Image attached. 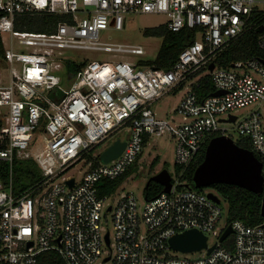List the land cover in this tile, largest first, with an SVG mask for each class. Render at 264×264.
Returning a JSON list of instances; mask_svg holds the SVG:
<instances>
[{
	"label": "built area",
	"instance_id": "2783aa9c",
	"mask_svg": "<svg viewBox=\"0 0 264 264\" xmlns=\"http://www.w3.org/2000/svg\"><path fill=\"white\" fill-rule=\"evenodd\" d=\"M132 14H165L170 31L195 30L196 39L169 70L146 59L118 60L146 51L102 42L100 34L111 25L122 30ZM252 32L264 52V0H0L2 59L9 74L0 85V108H6L0 110V168L8 166L0 180V264H43V254L51 252L62 264H264V222L227 220L221 227L222 198L192 187L185 177L206 145L221 136L248 140L264 177V59L254 56L230 67L216 63ZM68 51L111 57L76 62L66 57ZM70 62L84 64L72 78ZM203 71L208 73L198 79ZM207 75L214 92L202 98ZM72 80L66 91L65 82ZM182 89L186 94L175 111L159 117L154 106ZM125 127L129 139L117 158L104 163V151L93 154ZM163 135L176 140L177 175L170 173L169 192L144 197L143 204L132 192L114 200L115 192L102 194L101 182L124 176L149 138ZM16 161L34 162L37 181L15 187ZM75 167L80 177L70 174ZM105 213L113 236L103 227ZM229 226L232 233L221 241ZM190 230L208 237L206 248L189 252L204 255L171 254L184 253L170 240Z\"/></svg>",
	"mask_w": 264,
	"mask_h": 264
},
{
	"label": "rangeland",
	"instance_id": "374dc122",
	"mask_svg": "<svg viewBox=\"0 0 264 264\" xmlns=\"http://www.w3.org/2000/svg\"><path fill=\"white\" fill-rule=\"evenodd\" d=\"M169 18L165 14H132L125 16L124 27L122 30H115L113 25L107 30H104L100 34V41L109 42V43H120L124 45H135L144 47L146 53L144 56L138 55H120L117 57L118 60L124 61H137L140 59H146L154 61L159 53V50L162 46L163 38L157 36H149L146 34V31L149 29H157L160 26L165 25L168 22ZM31 30H40L31 29ZM66 57L73 58L74 61L80 62L84 58L106 60L111 57L110 53L103 51H93V52H84L80 53L78 51H68ZM4 62L2 57H0V85H5L9 81V74L5 70ZM207 71L201 72L197 78L207 74ZM66 80L67 75H63ZM69 79V78H67ZM73 84L72 81H66L64 88L66 91H69ZM186 94V90L175 91L163 97L155 106L154 110L157 112L159 117H166L167 114L175 111L176 106L179 104L180 100ZM251 108V107H250ZM250 108L242 110V113H245ZM6 108H0V110L5 111ZM44 124L39 128V131H43ZM130 130L128 127H125L112 135L109 139L99 145L95 151L94 155H100L108 147H110L115 141H127L129 139ZM234 138L238 139V133H233ZM176 140L170 135H163L161 137L151 136L148 142L143 146L142 151L135 161V163L130 167L127 175L125 176L122 183L119 185L118 189L115 191L113 198H118L119 195L132 192L137 196V199L141 204L144 202L145 197V188L148 180L160 173L162 170H168L173 177L177 175L176 172ZM32 162V161H31ZM34 170L30 168L27 164H17L14 166V186L15 187H26L31 185L30 173ZM71 175H77L80 177L78 167L72 169ZM205 189V191H209ZM212 190V189H211ZM222 208H223V219L221 221V227H223L228 220V204L225 200L222 199ZM105 218L103 219V227L106 232L109 230L113 236V221L111 215L105 213ZM215 239L210 238L209 244L213 245ZM108 251L110 250L108 246L105 247ZM176 256H182L187 258H197L204 255L203 252L196 253H176L172 252Z\"/></svg>",
	"mask_w": 264,
	"mask_h": 264
},
{
	"label": "trees",
	"instance_id": "16d2710c",
	"mask_svg": "<svg viewBox=\"0 0 264 264\" xmlns=\"http://www.w3.org/2000/svg\"><path fill=\"white\" fill-rule=\"evenodd\" d=\"M149 36L162 37L163 42L159 50V53L154 61H151L155 68L169 70L173 64L178 60L180 53L196 39V31L191 29H183L179 32L170 31L167 26L163 25L157 29H149L146 31ZM258 33L252 32L245 37L234 42L230 47H228L223 53H221L216 59V63L223 67H230L233 63L238 61H244L250 59L254 56H259L264 59V52L260 51L257 46ZM4 48L0 38V57H3ZM84 64H77L70 62L67 66V75L69 78L76 76ZM214 92V87L211 83L210 76H205L203 83L199 89V94L202 98L209 96ZM3 121L0 120V127ZM238 146L252 150L251 145L248 140L241 139L237 141ZM206 147L203 149L202 153L198 156L196 161L188 167L185 177L192 187L194 186L193 176L197 167L203 162L206 153ZM17 164H27L34 171L30 173V183L33 184L39 178V171L34 162L31 161H16L14 166ZM13 166V169H14ZM8 170V166L4 164L0 168V180H5ZM127 173L115 181H103L104 189L102 194H113L119 187V185L124 180ZM29 186V185H28ZM27 187V186H26ZM215 191L223 200L228 204V223H233L234 221H242L248 225H257L264 222V217L261 214L263 194H256L241 188L236 185L228 184H215L210 187ZM163 191V186L151 182L149 186L145 188V197L147 199L157 197ZM43 264H62L59 255L56 253H45L42 256Z\"/></svg>",
	"mask_w": 264,
	"mask_h": 264
},
{
	"label": "water",
	"instance_id": "95a60500",
	"mask_svg": "<svg viewBox=\"0 0 264 264\" xmlns=\"http://www.w3.org/2000/svg\"><path fill=\"white\" fill-rule=\"evenodd\" d=\"M214 68L215 63H212L210 70ZM221 93V91H217L214 95H220ZM232 120H235V118H232ZM125 146V142L115 141L102 153L101 160L104 163H109L123 152ZM171 180V174L165 169L151 177L146 187L151 182H156L163 186V192H169L172 186ZM193 182L197 189L210 188L215 184H228L239 186L256 194H263L261 214L264 217L262 163L252 150L238 146L231 138L215 137L209 142L205 158L194 173ZM73 183L74 180L68 182L70 186ZM209 197L217 203L221 202V198L217 194L209 193ZM232 231V227L229 226L223 233L221 241H224ZM207 240L208 237L202 232L190 230L174 236L170 240V244L177 251L189 253L206 248Z\"/></svg>",
	"mask_w": 264,
	"mask_h": 264
},
{
	"label": "crops",
	"instance_id": "0c3cea01",
	"mask_svg": "<svg viewBox=\"0 0 264 264\" xmlns=\"http://www.w3.org/2000/svg\"><path fill=\"white\" fill-rule=\"evenodd\" d=\"M167 116H169V114H167Z\"/></svg>",
	"mask_w": 264,
	"mask_h": 264
}]
</instances>
